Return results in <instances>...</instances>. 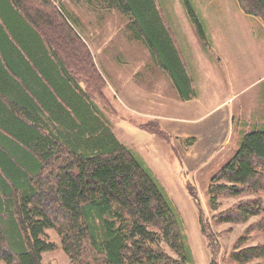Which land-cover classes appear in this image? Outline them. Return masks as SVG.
<instances>
[{
	"label": "trees",
	"instance_id": "obj_1",
	"mask_svg": "<svg viewBox=\"0 0 264 264\" xmlns=\"http://www.w3.org/2000/svg\"><path fill=\"white\" fill-rule=\"evenodd\" d=\"M87 1L128 16L136 38L189 99L191 78L157 0ZM182 2L206 41L191 0ZM238 2L264 18V0ZM67 19L53 0H0V260L43 264L55 248L45 234L52 228L74 264H190L179 210L113 131L97 102L104 79ZM141 126L174 147L156 120ZM209 195L215 210L221 197L261 195L238 202L222 222L264 216V123L243 135ZM199 216L207 236L201 208ZM263 257V246L233 254L239 262Z\"/></svg>",
	"mask_w": 264,
	"mask_h": 264
},
{
	"label": "rangeland",
	"instance_id": "obj_2",
	"mask_svg": "<svg viewBox=\"0 0 264 264\" xmlns=\"http://www.w3.org/2000/svg\"><path fill=\"white\" fill-rule=\"evenodd\" d=\"M53 2L67 15L68 22L71 23L104 79L106 86L100 88L102 95L97 97V102L109 119L116 136L123 144L141 155L163 183L179 210L184 221L186 242L192 255L190 264H264V257L248 262L233 259V254L240 250L255 246L264 247V216H255L247 222L238 223L222 222L220 217L233 210L241 200L260 198L261 195L221 197L216 210V207H211L209 195L213 176L233 157L243 135L264 123V76L258 77L260 73L258 69L253 74L248 73L250 71L245 63H242L244 69L237 68L239 62L231 58L232 51L235 55L237 53V48L231 47L237 44L250 45L247 50L250 48L252 50L256 42H264V18L245 13L238 0H191L197 16L206 29L207 40L202 41L194 23L187 15L182 0H157L162 17L170 28L177 47L179 50L183 45L188 48L192 68L190 64L188 67L190 70L193 69L196 76L193 79L197 94H203L202 90H199L201 74H206L208 81L214 83L213 90L209 88L205 93L206 97L215 99L208 103L210 106L233 93L227 102L229 107L224 109L232 118L227 145L218 150L215 158L210 160L207 166L192 170L185 164L183 154L194 147L189 145L188 139H182L175 145V140L171 136L175 145L173 147L168 145L166 140L140 129L142 124L154 119H149L137 108L126 103V81L138 85L145 84L146 95L151 96L150 94L157 91L156 86L152 85L163 76L160 66L149 55L143 42L133 33L130 18L122 11L109 8L107 4L101 2L96 4L87 0ZM59 32L60 30L56 28V35L60 34ZM224 40L228 46L226 51L221 47ZM58 42L62 48L66 47L63 46L62 40ZM261 53L258 49V55L263 56ZM183 55V58L188 59L184 53ZM251 65L254 66V63ZM242 71L254 77V81L248 84L250 80H246L247 84H244L239 77ZM207 79L202 78V82ZM227 82L229 89L226 87ZM165 88L167 97H173L172 89L169 86ZM136 92L141 94L140 90ZM146 108L163 111V108L149 106ZM156 138L158 140H154ZM193 140L195 143L196 139ZM191 190L194 197L189 192ZM199 208L202 210L207 236L203 233L199 221ZM45 234L55 244V248L43 254V264H74L65 253L58 232L50 228L46 229ZM0 264L6 263L0 260Z\"/></svg>",
	"mask_w": 264,
	"mask_h": 264
},
{
	"label": "crops",
	"instance_id": "obj_3",
	"mask_svg": "<svg viewBox=\"0 0 264 264\" xmlns=\"http://www.w3.org/2000/svg\"><path fill=\"white\" fill-rule=\"evenodd\" d=\"M256 43L255 48L252 50L251 48L247 50V47L250 45L245 46L243 44H237L236 46L231 47L234 49L237 48L236 55L232 51L231 58L232 60L236 59V61L239 62V66H237V68L241 67L244 69L245 66L242 63H245L248 65L246 68L250 71L248 73L253 74V72L258 69L260 70L258 77H262V75L264 76V42L259 41ZM143 44L147 48L149 55L152 56L148 46L145 43ZM221 47L223 48V51L228 50L227 41L224 40V42H221ZM258 49L261 50V54L263 56L258 55ZM179 51H181L180 53L182 59L191 78V91L189 93V99H184L181 96L178 87L175 85L171 77L160 68L163 76L152 85V87L156 86V92L158 93L154 92V94H150L151 96H147L145 92V84L138 85L137 83H130L126 81V103L133 108H137L139 112L141 111V114L145 116L147 115L149 119L158 121L161 126L173 137L175 145L176 142L180 143L182 139H196V142L191 144L194 146L191 151L183 152L185 164L189 168H192V170H195V168H203L207 166L206 164L215 158L216 153L219 152L218 150L223 149V147L228 143L229 125L231 124L230 121L232 118L229 116L228 111L224 112V109L229 107L227 102H229L233 93L229 96L227 95L228 97H224L223 99L221 98L216 101L217 103L215 102L216 104L214 103V106H210L208 103L214 101L215 99L212 97H206L205 93H207V89L209 88L213 90L214 83L210 80L208 81V76L206 74H201L202 77L201 83H199V90H202L203 94L198 95L196 90L197 87L193 79V77L196 76L193 74V69L190 70L188 67L189 64L191 66L188 48L183 45V47H180ZM183 53L188 59L183 58ZM152 59L155 61L153 56ZM252 63H254V66L251 65ZM244 71H242V74L241 76L239 75V77L243 80L244 84H247L246 80H250L248 82V84H250L255 78L248 76ZM202 78L207 80L202 82ZM166 86H169L172 89L174 94L173 97H167ZM253 86L256 85L253 84ZM226 87L228 89L230 88L228 82L226 83ZM137 90H140L141 94L136 92ZM147 106L156 109L163 108V111L147 110ZM157 138L154 140H158Z\"/></svg>",
	"mask_w": 264,
	"mask_h": 264
}]
</instances>
